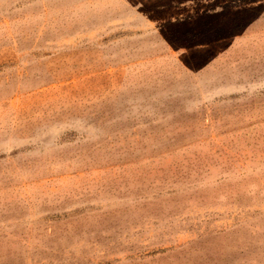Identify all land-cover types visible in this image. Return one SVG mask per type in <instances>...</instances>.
Returning a JSON list of instances; mask_svg holds the SVG:
<instances>
[{"label": "rangeland", "instance_id": "obj_1", "mask_svg": "<svg viewBox=\"0 0 264 264\" xmlns=\"http://www.w3.org/2000/svg\"><path fill=\"white\" fill-rule=\"evenodd\" d=\"M0 264H264V0H0Z\"/></svg>", "mask_w": 264, "mask_h": 264}]
</instances>
